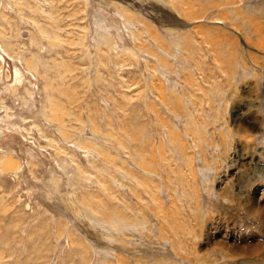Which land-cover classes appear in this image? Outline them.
<instances>
[{
	"label": "rangeland",
	"instance_id": "374dc122",
	"mask_svg": "<svg viewBox=\"0 0 264 264\" xmlns=\"http://www.w3.org/2000/svg\"><path fill=\"white\" fill-rule=\"evenodd\" d=\"M263 255L264 0H0V264Z\"/></svg>",
	"mask_w": 264,
	"mask_h": 264
},
{
	"label": "bare ground",
	"instance_id": "6f19581e",
	"mask_svg": "<svg viewBox=\"0 0 264 264\" xmlns=\"http://www.w3.org/2000/svg\"><path fill=\"white\" fill-rule=\"evenodd\" d=\"M246 206L247 208L250 210L251 209V200H247L246 202ZM201 232V231H200ZM217 242H220V241H217ZM221 245H228V248L231 250L232 248L233 249H236L237 252L240 251V253H238V256L239 258L242 257V255H245V254H252V255H255L256 254V251L257 249L260 247L258 245H253V244H248V245H244V246H240L238 244H225V243H220ZM260 244V243H259ZM261 245V244H260ZM247 247V248H245ZM239 250V251H238ZM257 256V254H256ZM264 256V255H263Z\"/></svg>",
	"mask_w": 264,
	"mask_h": 264
}]
</instances>
